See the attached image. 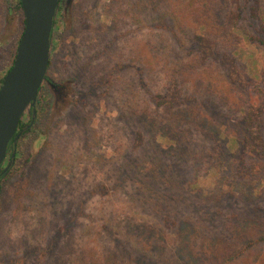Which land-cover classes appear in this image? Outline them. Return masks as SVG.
Returning a JSON list of instances; mask_svg holds the SVG:
<instances>
[{
	"label": "rangeland",
	"instance_id": "374dc122",
	"mask_svg": "<svg viewBox=\"0 0 264 264\" xmlns=\"http://www.w3.org/2000/svg\"><path fill=\"white\" fill-rule=\"evenodd\" d=\"M17 1L0 0V78L21 32ZM66 1L47 73L54 86L44 87L40 123L0 182V264H264V149L244 153L242 142L264 134L256 0L224 3L240 15L239 55L230 64L218 51L202 84L178 80V96L172 63H188L198 44L180 47L176 10ZM158 94L174 104L169 113H154ZM180 111L188 120L177 125ZM164 125L176 141L157 136Z\"/></svg>",
	"mask_w": 264,
	"mask_h": 264
},
{
	"label": "trees",
	"instance_id": "16d2710c",
	"mask_svg": "<svg viewBox=\"0 0 264 264\" xmlns=\"http://www.w3.org/2000/svg\"><path fill=\"white\" fill-rule=\"evenodd\" d=\"M146 1V0H145ZM172 0H150L151 6L155 7V10L158 11L159 15L161 16H169V11L176 10L178 14L176 15V25L178 27V31L180 34H182L181 41H180V47L184 48L187 43H197L198 44V52L194 53L195 55H190V59L188 60V63L182 64V62H175L172 63V72H177V78L173 79V86L172 88L177 91V95H181V88L180 81L185 78L184 81H190L196 82L199 81V84H202L203 80H205V63L218 51L225 50V58L227 59V63L233 64V60L235 59V56L239 55V48L242 45V42L244 38L242 37L240 30H239V21H240V15L239 13L235 12L233 8H229L226 10V6H224V3H227L228 0H189L188 3H186V0L178 1V5L171 3ZM258 5V13L261 19V22L264 26V0H256ZM63 1L61 0V7L60 9H63ZM164 6H167V10L164 11ZM186 7H192L196 8L193 13L186 8ZM14 10H16L17 14L21 17V32L18 36L16 42L13 44L11 49L8 51L7 58L5 59L4 64L2 65L3 69L7 68V71L5 72V75L9 72L11 69L16 53L17 48L20 42V39L22 37L23 31H24V14L22 10L21 0H18L16 4L13 6ZM146 7L144 4L140 5L138 8V13L142 14L143 10ZM197 18L198 23L194 22L196 24V28L194 29V33L191 35L187 32V24L192 23L193 19ZM59 23V19L57 18L55 20V28L53 31L52 36V53L54 48L56 47V37L55 32L57 30V25ZM163 43H167L169 45V39L161 40ZM158 55V53H157ZM250 57V56H249ZM165 65H163V68L167 72L168 79H166L169 83V57L165 59L164 62ZM52 65V60L50 59L49 63V69ZM234 66V65H233ZM48 69V70H49ZM190 72V74L186 73ZM0 78V87L2 85L3 79L5 77ZM180 80V81H178ZM180 88V89H179ZM164 97V94H158L157 95V101L154 105V113L155 110H161L163 107L165 110H168L169 113V107L174 105L173 103L169 102V96ZM39 99V109L44 108V103L41 100V95L38 98ZM260 110V114H263V110L260 108H254ZM150 112L149 114V123L152 124V127H156L159 125L157 123L158 120H155L153 118V111L148 110ZM251 111L249 110L248 113ZM252 113L247 116L246 121L248 123L249 128L252 126V117L250 116ZM40 114L39 118L36 122L35 127L40 123ZM175 118V124L183 123L185 120H188L186 112H179L174 115ZM34 127V129H35ZM32 133V132H31ZM30 133V134H31ZM173 128H170L169 125H164L161 130H158L157 136L161 138H165L169 140L170 142L176 141V135ZM142 137V134H141ZM236 145L239 143V139H235L233 141ZM242 142L245 144L244 146V153H250L252 154L256 147H262L264 149V134H261L257 131V134L248 133ZM19 151H22V148L25 146L22 145V140L18 143ZM249 148V150L247 149ZM250 149L252 151H250ZM248 150V151H247ZM18 162V160H17ZM213 169H217L216 167H212ZM15 169V167H14ZM12 171H15V170ZM13 172H10L7 177ZM157 173V171H153L152 174ZM158 175V174H157ZM236 176H239V173L236 174ZM243 176V173L240 175ZM6 177V178H7ZM4 178L3 180H5ZM160 238V237H159ZM160 241V240H159ZM178 241H183V239L178 238ZM179 243V242H178ZM164 247L166 246V243L164 239L161 243ZM154 247V246H153ZM151 247V248H153ZM164 249V248H163ZM104 264V263H102Z\"/></svg>",
	"mask_w": 264,
	"mask_h": 264
},
{
	"label": "water",
	"instance_id": "95a60500",
	"mask_svg": "<svg viewBox=\"0 0 264 264\" xmlns=\"http://www.w3.org/2000/svg\"><path fill=\"white\" fill-rule=\"evenodd\" d=\"M21 5L24 31L15 61L0 87V174L10 143L17 144L23 134L17 133L23 115L35 106L47 77L61 0H21Z\"/></svg>",
	"mask_w": 264,
	"mask_h": 264
},
{
	"label": "flooded vegetation",
	"instance_id": "af4514ba",
	"mask_svg": "<svg viewBox=\"0 0 264 264\" xmlns=\"http://www.w3.org/2000/svg\"><path fill=\"white\" fill-rule=\"evenodd\" d=\"M63 4H66V0H62ZM63 5V6H64ZM45 86H49V87H53L54 85H52L51 80L48 78V76L46 77L41 90L39 92L38 98L40 97V95L42 94V92L44 91V87ZM37 98V101L35 103V106L28 109L25 114L23 115V118L19 124V128L17 133L19 132H23L22 136L19 138L17 144L14 143V140L10 143L9 145V150H8V154H7V159L5 160L3 167L1 169V174H0V182L3 181L4 178L7 177V175L14 169V167L16 166L18 157L21 153V151H19V147H18V143L23 140L25 137H27L28 135H30V133L34 130V127L36 125V122L39 118V99ZM15 154V157H12V154Z\"/></svg>",
	"mask_w": 264,
	"mask_h": 264
}]
</instances>
